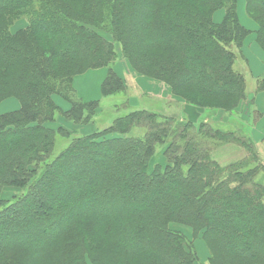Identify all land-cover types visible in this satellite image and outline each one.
<instances>
[{
    "label": "trees",
    "instance_id": "trees-1",
    "mask_svg": "<svg viewBox=\"0 0 264 264\" xmlns=\"http://www.w3.org/2000/svg\"><path fill=\"white\" fill-rule=\"evenodd\" d=\"M238 2L0 0V103L20 102L0 114V264H198L171 224L202 232L210 264H264L263 154L243 127L218 122L246 106L255 123L264 116ZM246 12L264 51V0H246ZM21 18L28 26L13 31ZM122 58L215 117L127 100L115 108L129 112L97 128L101 99L79 97L75 79L108 67L102 97L127 93ZM226 145L245 154L222 164L214 153Z\"/></svg>",
    "mask_w": 264,
    "mask_h": 264
},
{
    "label": "rangeland",
    "instance_id": "rangeland-1",
    "mask_svg": "<svg viewBox=\"0 0 264 264\" xmlns=\"http://www.w3.org/2000/svg\"><path fill=\"white\" fill-rule=\"evenodd\" d=\"M239 15L240 18L248 28L253 29V36L255 37V31L257 29L256 22L251 19L247 12L245 11V0H239ZM218 17V16H217ZM216 17V18H217ZM220 22V21H218ZM28 26V21L26 18H21L15 21L13 24L12 30L17 31L20 28H24ZM255 40V38H254ZM257 44V42L255 41ZM245 52V49H244ZM246 54V52H245ZM249 60V68L250 71L247 73V79L249 82V91L255 87V79L259 75L255 74L249 56L246 54ZM264 60V59H263ZM116 68L120 75L125 78L128 83V91L127 93H119L116 95L102 97L101 95V86L102 82L107 76L108 67L90 69L82 74H79L76 79H78L76 91L78 92V96L85 100H95L101 99L102 112L99 116V119L96 121V127L102 128L105 126V123L109 124L117 115L125 114L129 112L128 110L133 108H149L152 105V102L155 101L157 104L163 105V108L166 109V112L173 114L178 117L189 116L192 119H211V117H215V114L211 115H199L192 106L189 104H184L183 100L173 95L170 86L165 84L164 82L154 79L150 76H145L137 73L129 64V62L125 59H120L116 65ZM261 76V75H260ZM75 79V80H76ZM76 82V81H75ZM260 94V93H259ZM129 100L130 107L129 109L122 108L117 110L115 106H118L125 101ZM159 101V102H158ZM20 108V102L16 97H9L4 99L0 103V114L16 110ZM249 111V112H248ZM121 112V113H120ZM198 114V115H197ZM238 113L236 116H231L228 118L225 115H221L220 121L223 125L228 127L239 126L244 128V132L249 134L251 133L250 127L255 124L253 117L251 118V112L249 106H246L243 111H241L240 116L238 117ZM219 118V117H217ZM222 119V120H221ZM250 127H249V126ZM71 128L72 125L69 124ZM261 128V127H260ZM92 126H88L82 131H90ZM253 134V133H252ZM251 136V135H250ZM68 142L66 140L60 138L57 142V150L59 152L62 148L67 145ZM258 147L260 146V151L263 154L264 161V142L258 143ZM245 154V151L234 145H226L222 148L218 149L214 153V157L219 160L222 164H228L230 162L236 161L241 158ZM16 193V189L7 188L4 190V197H12L13 194ZM171 227L183 232L188 239H190L196 248V251L199 256L198 264H210L209 262V249L206 245V242L203 239V234L200 232L198 235H194L192 228L189 226L181 225V224H171Z\"/></svg>",
    "mask_w": 264,
    "mask_h": 264
},
{
    "label": "crops",
    "instance_id": "crops-1",
    "mask_svg": "<svg viewBox=\"0 0 264 264\" xmlns=\"http://www.w3.org/2000/svg\"><path fill=\"white\" fill-rule=\"evenodd\" d=\"M238 4H240V3L238 2ZM239 6H238V13H239V8H240ZM245 11H246V0H245ZM224 15H225V10L219 9L215 12L214 19L217 22L218 21L221 22L224 18ZM256 25H257V23H256ZM257 28H258V25H257ZM249 29L252 30V34H253V29H251V28H249ZM252 34H250L247 37L245 44H244V49H245L246 54L250 58L251 66H252L254 73L260 76V75L264 74V60H263L264 59V51L262 50V48L259 46L258 43L257 44L255 43L256 33H255V37ZM254 38H255V40H254ZM75 81H76L75 86L77 88L78 79H76ZM57 102L61 106H63L64 108L70 107V103L67 102L66 100L60 98V97L57 98ZM256 107H258V109L264 114V92L257 95ZM250 131H251V133H250L251 137L254 138L255 141L261 142V140L264 138V116L259 122L255 123L253 126L251 125Z\"/></svg>",
    "mask_w": 264,
    "mask_h": 264
}]
</instances>
